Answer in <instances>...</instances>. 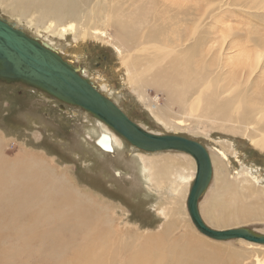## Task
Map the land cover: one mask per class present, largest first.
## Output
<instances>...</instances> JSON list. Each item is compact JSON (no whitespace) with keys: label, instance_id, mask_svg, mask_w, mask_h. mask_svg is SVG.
I'll list each match as a JSON object with an SVG mask.
<instances>
[{"label":"rangeland","instance_id":"obj_1","mask_svg":"<svg viewBox=\"0 0 264 264\" xmlns=\"http://www.w3.org/2000/svg\"><path fill=\"white\" fill-rule=\"evenodd\" d=\"M131 1L136 0L128 2ZM182 1L185 3L180 1L181 10L187 11L185 17L180 12L179 18L184 20L166 15L173 17L171 23H177V27L185 22L189 36L194 37L196 23L205 21L208 15V22L203 25L207 26L209 36H203L197 56L207 59L220 49L231 55L245 50L247 55L251 53L253 62L260 61L255 58L260 53L264 68V46L255 43L259 36L264 38V0ZM190 10L196 15L191 17ZM0 16L37 42L47 43L142 128L202 143L214 158V174L223 178L218 181L213 175L209 188L199 199L203 221L215 229L245 227L255 234H264V149L256 147L252 137L242 130H228L232 123H197L195 110L188 113V125L184 128L158 121L135 85L128 82L127 66L106 39L83 38L62 32L59 26L48 28L49 20L35 22L33 14L19 17L3 6ZM95 24L100 26V21ZM151 24L141 27L150 30L146 26L153 27ZM107 29L109 38L122 36L116 26ZM213 36L215 44L212 42L209 49L205 42ZM140 39L153 42L147 36H138L139 42ZM145 86L141 92L152 101L158 97L160 106L166 105L164 92L156 86ZM172 112L167 116L168 123L180 117L183 110L174 106ZM96 119L79 106L61 101L37 86L0 78V143L4 147L1 154L5 152L11 159L21 156L23 162L48 175L26 174L31 177V185L33 182L37 187L43 175L67 189L65 195L60 191L43 202L42 192L35 188L32 192L37 198L33 202L37 205L23 206L21 200L28 193L27 184L14 181L8 186L0 181V264L8 253L13 255L12 264H264V245L241 239L217 242L195 228L186 209L193 180L189 175L195 172L193 160L185 156L194 171L172 168L158 180L151 179L156 170L149 161L154 154L132 148L117 136L112 152L104 151L95 141L97 131L107 126ZM166 153L175 159L182 158L181 153ZM142 159L147 169L142 167ZM178 173L185 179H180ZM48 188L46 191L51 190ZM250 192L253 196H249ZM59 215L67 218L66 223L57 225L60 229L56 238L50 228Z\"/></svg>","mask_w":264,"mask_h":264},{"label":"bare ground","instance_id":"obj_2","mask_svg":"<svg viewBox=\"0 0 264 264\" xmlns=\"http://www.w3.org/2000/svg\"><path fill=\"white\" fill-rule=\"evenodd\" d=\"M128 1L129 0H0V6H3L5 10L19 17H23L25 13L33 14L32 18L35 22H39V20H49L48 28L59 26L62 32L69 31L74 34H79V36L83 38H99L103 41L106 39L107 42L115 48L120 57V61L127 66L128 82L135 85L134 89L139 92L141 100L147 104V109L156 120L165 124H170L171 126L184 128L188 125V113L195 110L196 118L195 116L194 118L197 123H200L201 120H207L211 123L222 122L221 126L232 123L233 125L230 126L228 130L236 133L242 130L243 133L252 137L251 141L256 147L264 149V70H262L264 68H262L261 54L257 53L255 55V58L260 60L257 62H253L251 53L247 55L245 50L239 53L235 50L236 52L231 55L227 50L224 52V50L220 49L218 53L215 52L216 55H211V57L207 59L197 56V48L202 43L203 36H209L206 32L207 29H205L207 26L203 25V23L208 22V15L205 16V21L196 23L197 33L192 37L189 36V33H186L189 28L186 26L185 22L180 23L179 27L175 26L177 23H171V18H173L171 16L173 15L177 16L179 21L184 20V18H179V13L182 12L183 15L180 16L185 17L187 10H184V12L181 10L180 6V1L181 4L182 2L185 3V1L136 0L130 3ZM220 3L222 4L221 1ZM190 11L192 12V17L194 13L193 10ZM166 14H171V16ZM195 15L196 13L194 16ZM79 19L81 21L77 23ZM65 21L68 22L66 25H60L61 22ZM96 21H100V26L95 24ZM179 21L177 20V22ZM7 22L9 21L7 20ZM148 22H152L151 25L154 26L151 27L148 25L146 28L150 30H144L145 28L141 26L144 23L148 24ZM111 26H116L124 38L120 35L115 36V38H109L110 32H108L107 27ZM242 31L246 30L244 29ZM138 36H147L149 39H152L153 42L149 44L148 41H142L141 39L139 42ZM254 39L255 38H253V40ZM256 39L258 38L256 37ZM215 40L213 36L205 42V45L209 49H212L213 46L211 44L212 42L215 44ZM255 43L262 48V46H264L263 36H259L258 41ZM41 44L48 47L47 43L46 45L44 43ZM262 51L264 50L262 49ZM234 63H236L235 67L229 68V65H233ZM144 84H146V86H156L162 93L164 92L166 105L160 106V99L158 97H154L152 101L149 99L150 97L148 98L146 94L141 92ZM113 102L117 104L114 100ZM117 106L120 107L119 104H117ZM174 106L181 108L183 113H179L180 117H174L173 120L171 119L172 122L170 121V123H168L166 122V120H168L167 116L173 111ZM171 114L175 113L172 112ZM97 121L100 122L99 120ZM106 129L97 131L98 135L96 139H99V136L103 133L99 142L102 143L104 147L111 142L110 145L113 148L117 143L116 136L118 138L121 137L112 132L108 127ZM108 134L110 135L108 136ZM0 149V181L8 183V186L14 181H23L22 183L25 182L27 184L28 193L24 194L22 192L21 195L24 194V196L22 197L23 201L21 200V205H37V203L33 202L37 198L32 192L35 188L36 191L42 192L40 200L43 202H46L45 200H49V197H53V195L58 192L60 194L64 191L61 194H66V188L62 185H58L59 183L50 182V180H47L42 174V178L40 177L41 180L39 179V183L37 182V187L33 182L31 185V177L29 178V175L26 176V174L29 173L30 176H38L41 172L44 175L47 174L40 171L35 165L34 168H32V164L23 162L21 156H19L18 159H11L5 152L1 154L3 151L2 149H4L1 143ZM165 152L169 151L152 153L154 157L150 159L149 164H153V168L156 171L153 173L151 172V179L159 178L172 168L193 170L191 161L185 158V156L193 160L195 169V161L191 155L181 151H172L181 153L182 158L175 159L172 155V157L167 156V153L165 155ZM158 154H162L163 156ZM209 155L213 173L211 180L214 175L215 180L218 179V181H223V178H217L214 174V158L211 153H209ZM220 157L223 158L222 155L219 156V158ZM142 161V167L147 169L143 159ZM194 173H190V181ZM178 177H180V179H185L181 173H178ZM46 182L49 184L48 187H51L49 191H46L49 189ZM4 188L7 189L6 185ZM225 188L228 189L227 186ZM14 196H17V194ZM249 196H253V193L250 192ZM66 218L60 215L55 218V224L53 228H50V231L56 238L59 235L60 229L57 225L66 223ZM216 221L218 222V220ZM212 240L224 242V240ZM255 244L260 247L263 246V244ZM11 256L13 255L8 253L3 257V264H12L14 260Z\"/></svg>","mask_w":264,"mask_h":264},{"label":"water","instance_id":"obj_3","mask_svg":"<svg viewBox=\"0 0 264 264\" xmlns=\"http://www.w3.org/2000/svg\"><path fill=\"white\" fill-rule=\"evenodd\" d=\"M0 78L23 81L61 101L79 106L126 140L132 148L150 153L181 151L191 155L195 161V173L186 197V209L195 228L215 240L243 239L264 245V234H255L245 227L215 229L203 221L198 202L211 181L212 164L202 143L182 135L157 134L143 129L52 49L27 36L2 17ZM102 136L103 133L99 137ZM100 138L95 143L104 151L112 152L111 142L108 140L109 145L104 147L99 142Z\"/></svg>","mask_w":264,"mask_h":264}]
</instances>
